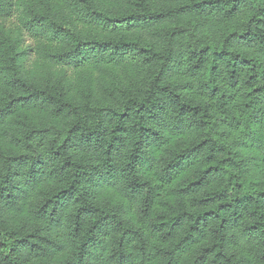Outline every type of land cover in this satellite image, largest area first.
<instances>
[{
    "label": "trees",
    "instance_id": "trees-1",
    "mask_svg": "<svg viewBox=\"0 0 264 264\" xmlns=\"http://www.w3.org/2000/svg\"><path fill=\"white\" fill-rule=\"evenodd\" d=\"M0 264H264V0H0Z\"/></svg>",
    "mask_w": 264,
    "mask_h": 264
}]
</instances>
